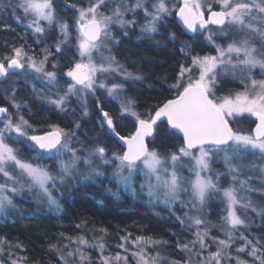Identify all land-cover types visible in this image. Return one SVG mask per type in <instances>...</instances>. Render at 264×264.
I'll return each instance as SVG.
<instances>
[{
    "label": "snow or ice",
    "instance_id": "obj_1",
    "mask_svg": "<svg viewBox=\"0 0 264 264\" xmlns=\"http://www.w3.org/2000/svg\"><path fill=\"white\" fill-rule=\"evenodd\" d=\"M71 7L77 12L72 30L76 33L73 55L78 59H69L66 70L60 73L70 78L66 87L61 89L58 65L53 62L52 70H49V60L55 59L53 52L62 55L69 45L72 30L68 20L58 15L53 0H0V11L11 10L17 22L27 20L25 27L34 36L43 37L54 27L59 30L54 45L42 49L39 59L35 54L30 56L23 45L13 48L10 55L0 59V93L14 109L12 113L9 107L0 106V179L3 180L0 182V215L7 218L10 209L22 211L14 203V196L24 193H31L40 207L47 204L49 208L60 211L61 205L53 194L57 183L63 185L66 180L75 178L85 181L107 179L117 187L116 191L105 188L113 198L120 199L121 193L133 198L146 194L150 205H165L182 229L187 227L193 238L183 242L178 239L175 244L181 253L186 254L182 264H249L244 256L251 258V264H264V235L252 234L253 221L247 216L251 209L264 223V203L250 198L253 192L264 194V0H177L171 7L167 0H87L83 7L75 4ZM138 10L144 13V23L137 39L151 40L158 35L159 26L173 11L193 33L208 31L211 25L217 26L206 36L209 44L214 46L215 55H194L189 66L181 64L174 81L166 88L174 95L156 105L154 113L136 111L135 100L124 95L127 91L125 84L142 82L144 75L128 71L112 55V46L120 43L112 28L116 25L121 30L135 28L139 23L135 19ZM17 12H22V15H16ZM129 13L133 15L132 19L127 18ZM127 34V31L123 32L125 37ZM169 39L174 40L175 34H170ZM216 39L227 43L217 44ZM181 51L185 49L181 48ZM17 69H28L30 72L22 74L32 75L46 86L56 87L55 98L42 96L34 86L33 93L61 112L66 110L70 96L103 89L108 97L119 101L120 118L132 117L135 120L134 131L121 135L117 131V117L97 105L99 127L117 141H122L126 150L122 154L114 152L111 158H107L106 148L96 145L81 157L76 149L70 148L73 132L58 124L48 125V130L35 128L22 114L27 103L16 99V81L8 80ZM120 77L125 82H114ZM229 77L239 81L241 90L229 89L217 95ZM109 78L113 82H106ZM5 81L8 87L2 86ZM82 114L88 115L86 106ZM245 114L256 118L255 128L248 133L234 130L230 121ZM162 118L170 130L182 134L179 147L166 154L150 149L145 142L146 137H154L157 122ZM79 126L77 123L76 127ZM39 131L42 134H29ZM9 140L13 144H23L29 152L36 153L37 158L45 154L59 156L63 150L69 151L71 157L68 161H60L58 172L53 174L47 167L21 156L24 148L13 147ZM194 151H198V155ZM93 157L99 164L94 163ZM214 157L222 160L226 175L231 177L232 183L226 188L219 186L221 174L213 173L211 168ZM184 158L194 161L191 170L195 179L181 175V169L185 167L181 163ZM81 161L85 165L84 170L79 167ZM113 161L118 163L110 174L101 170L102 166L111 165ZM137 173L143 176L139 185L134 181ZM257 183L260 188L253 186ZM185 184L190 185V192ZM182 192H189V202L180 201ZM220 193L226 203V215L222 217L220 226L223 238L211 236L209 223L202 217L206 200L212 194ZM177 201L182 205L190 204L189 211L183 216L171 212ZM238 208L243 210V218ZM189 212L196 214L190 215ZM82 223L84 226L87 224L86 221ZM93 231L101 235H94L91 240L87 235H62L61 239L67 240L66 244H51L50 249L59 255V264H90L86 249L98 250L100 264H129L128 256L121 255L119 251L115 256L104 255L110 247L105 243L107 229ZM119 240L117 247L125 253L131 251L135 264H181V261L168 260L160 252L152 255L147 250L150 246L170 247L163 239L152 236L133 238L126 233ZM5 243L6 238L0 237V264H5ZM129 244L135 251L127 247ZM212 245H215V251L210 250ZM16 247L21 246L17 244ZM6 255L7 264H26V257L11 252ZM193 257H196L195 262Z\"/></svg>",
    "mask_w": 264,
    "mask_h": 264
},
{
    "label": "trees",
    "instance_id": "obj_2",
    "mask_svg": "<svg viewBox=\"0 0 264 264\" xmlns=\"http://www.w3.org/2000/svg\"><path fill=\"white\" fill-rule=\"evenodd\" d=\"M55 7L59 9L58 4ZM173 33L175 39H169V35ZM161 38L159 44L150 41L151 44H148L145 40L129 47L131 59L138 64L145 77L142 82H137L131 88L136 110L140 113L148 111L154 113L156 105L174 95V92L166 90L167 85L174 81L180 65L188 64L186 53L182 52L181 48L193 54L212 53L211 46L203 42L201 36L187 34L181 25L175 22L172 23L169 32L162 28ZM21 45L27 51H34L33 48L40 45L42 48L47 47L45 42L36 43L31 31L16 21L11 10L0 11V59L10 55L9 52L13 48ZM57 64L61 73L68 66L66 58L61 55L57 59ZM8 80L16 81V99L27 103V107L22 109V114L34 127L47 130L50 124L59 123L64 126L66 118H63L53 106L42 103L43 101L33 93L30 83L25 82L17 72L9 76ZM2 86L8 87L7 81ZM10 93L11 89L9 95ZM0 106L9 107V111L14 110L3 93H0ZM92 108L93 115L96 108ZM110 114L117 117V131L121 135H128L134 131V124L126 118H120L116 110H111ZM95 115L96 113L92 118ZM110 138L116 147H121L117 139L112 136ZM110 138H105L104 142L111 143L108 141ZM181 143L182 137L174 130H170L165 120L157 123L155 135L149 141L150 147L161 153L175 150ZM84 221L87 222L86 226L82 223ZM77 225L81 227L78 228ZM100 228L107 229L108 241L119 237L120 232L163 239L170 245L166 249L171 256H177L176 241L179 239L182 242L186 236L176 219L157 215L140 202L130 205L126 201H117L103 194L100 189L82 185L75 187L69 197L62 199V212L59 215L40 212L28 217L0 220V237L6 238L8 244H19L21 246L19 249L29 264H59V255L50 249L51 244L59 243L62 235L76 236L84 230Z\"/></svg>",
    "mask_w": 264,
    "mask_h": 264
},
{
    "label": "rangeland",
    "instance_id": "obj_3",
    "mask_svg": "<svg viewBox=\"0 0 264 264\" xmlns=\"http://www.w3.org/2000/svg\"><path fill=\"white\" fill-rule=\"evenodd\" d=\"M53 2H54V7L57 4L59 5L58 10L55 7L58 15L61 18L68 20L69 28H70V30H72L73 29V21L77 15V12L71 7V5L75 4L77 6L83 7V6H85L87 0H83V2H82V0H69V1L68 0H53ZM131 2H134V0H131ZM167 2H168L169 7H171L172 4L177 3V0H167ZM110 7H112V6L110 5ZM216 10H218V8ZM16 15H22V12H17ZM127 18L132 19L133 15L131 13H129ZM135 19H137L139 21V23L133 29L125 28V29L121 30L118 25H116L112 28L113 35L116 36L117 38H119V40H120L119 44L112 46V55H114L120 63L124 64L128 71L141 73L138 64L133 59H131L130 53H128L129 47L134 46V45L138 44L139 42L145 41V40H146L145 42L148 44H151L150 42H152L154 44H159V39H162L161 38L162 37V28L165 29V32H169V28H171V25L173 22L178 23L179 25H181V24H180L179 18L175 15V11H173L172 15L166 16L164 18L163 22L159 26V34L158 35H154L151 40L143 39V38L137 39V37L141 35L140 26L144 23V13L142 10L137 11ZM20 23H22L25 26L27 24V20H24ZM216 28H217V26L211 25V26H209L208 31H215ZM124 31H127V33H128L126 37L123 35ZM208 31L204 30L202 32V34H196L193 36H196V37L201 36L203 42H205L207 45L211 46V48H212V53H206V54L207 55H215L214 46L210 45L206 39V36L208 35ZM31 33H32V31H31ZM58 37H59V30H58V28H55V27L46 31L45 34L43 35V37L34 36L37 44H40L41 42H45L47 44V47H49V46L52 47L55 43L56 38H58ZM75 37H76V33L74 30H72V35H71L69 45L64 48L63 53L61 55L64 58H66L67 62L69 59H78V57H74V55H73L75 53V47H74V45L76 43ZM216 43L217 44H226L227 41H225L223 39H216ZM40 46H36L35 48H33L34 51H30V50L27 51L26 49L25 50L28 52V54L30 56L35 54L37 59H39L40 56L42 55L41 50L46 48V47L42 48ZM11 52H12V50H11ZM11 52H9V54H11ZM185 53H186L185 56L188 59V64L187 65L184 64L186 67L191 64V56L206 55V54H193L189 50H185ZM53 55H54L55 59L50 58L49 70H52L51 64L53 62L57 63V59H59V56H60V55L55 54V52H53ZM57 65L59 66V64H57ZM15 72H17L18 75L22 79H24L25 82L30 83L32 89L34 86L36 89L40 90V93L42 96L51 95L53 98H55L56 93L58 91V89L56 87L46 86L42 81L34 79L32 75L22 74L25 72H30V70H28V69H25V70L17 69V70H15ZM60 73L61 72L58 71L59 85H60L61 89H63L64 87H66L67 83L70 82V78L63 77L62 75H60ZM101 79H105V77H101ZM106 82L111 83L113 81L109 78L106 80ZM114 82L123 83L125 81H124L123 77H120L119 79H117ZM137 82H139V81L127 82L125 84L127 91L124 95L126 97H130L134 100V98L132 97L133 90H131V88ZM229 89H232L234 91L235 90H241V85L239 84V81L238 80H232L231 77L227 78L223 82V88H221V90L218 91L217 95L224 94ZM61 94H62V92H61ZM37 97L39 100L43 101L42 103L47 104V102L45 100L41 99L40 96H37ZM98 104L103 106L104 110H106V111L110 112L111 110H116L119 113V101L108 97L107 93L103 89H97V91L95 93L85 92V93H79L77 95L70 96L68 101H67V104H66V110L64 112L59 111L58 109H56L53 106L57 111H59L61 113V116L63 118L64 117L66 118V121L64 122V126L60 125L59 123H58V125L61 128H64L65 130L74 133V135L70 138V141H69L70 148L76 149L77 155H79L81 157L85 156L96 145H101V146H104L106 148L107 158H111L112 154L114 152L122 154V152L125 151L124 147H119V148L116 147L114 145V142L110 138L111 134L107 131L102 130L99 127V120H98L99 110L97 108ZM47 105H49V104H47ZM84 106H86L88 109V115L87 116L82 114ZM92 107L96 108V111L93 112V115L95 113H96V115L93 118H92L93 115L91 112V111H93ZM9 112L14 113V110L9 111ZM123 118H126L127 120H129V122H131V124H135L134 118H132V117H123ZM255 120H256L255 117H252L248 114H245L244 116L237 117L235 120L230 121V123L232 124V127L234 128V130H240V131H243L245 133H248L252 129L255 128ZM77 123L80 125L79 128L76 127ZM0 127H2V125H0ZM35 128L39 129L38 127H35ZM47 130H48V128H47ZM29 134L30 135L31 134H42V132H36V133L30 132ZM105 138H110V140H108V141H111V143H106V141L104 142ZM151 139H153V137H146L145 141H146V144L148 145V147L150 149H153L149 145V141H151ZM8 142L10 144H12L13 147L24 148L23 144H13L11 140H9ZM108 144H111V145H108ZM177 147H179V146H177ZM172 151H175V150H172ZM169 152H171V151H169ZM161 154H166V153H161ZM194 154L198 155V151H194ZM21 156L26 157L27 159L31 160L34 164H40L42 166L47 167L50 172L55 174L59 170V162L60 161H68L71 157V153L67 150H63L61 155H59V156H56L55 154H45L42 157L37 158L36 153L29 152L26 148H24V151L21 153ZM92 159H93L95 164H99V161L95 157H93ZM117 163H118V161H113V163L111 165L102 166L101 170L104 171L106 174H110ZM181 163L185 166L184 168L181 169V175L183 177H186V178L195 179V174L191 170L193 165H194V161H190L188 158H184ZM79 167L81 170L85 169V165L83 164L82 161L80 162ZM211 168L213 170V173H220L221 174L220 179H219V186L221 188H226L232 183L231 177L226 175V168H225L222 160L214 157L213 162L211 164ZM202 175H206V174L202 173ZM142 180H143V176L141 174L137 173L134 176V181H135L136 185H139ZM0 182H3V180L0 179ZM82 185H87L89 188H93V189H100L103 194L108 195L110 197H112V196L110 195V193L105 191V188H111L112 191L117 190L116 184L114 182L109 183V181L107 179H102V180H98V181H85V180L80 179V178L68 179L65 181V183L63 185H60L59 183H57V190L53 193L54 196L56 197V199L58 200L59 204L61 205L60 211H57L55 208H49L47 206V204H44L42 207H40V205L37 204V202L35 201V198L32 196L31 193L16 194L14 196V203L17 205L18 209H20L22 211L10 209L8 211L7 218L0 215V220H6V219L11 220L14 218H23V217L35 215L36 213H40V212H50V213H54L56 215H59L62 212V199L64 197H69L71 191L75 187L82 186ZM253 186L256 188L261 187V185H259L258 183L254 184ZM184 187L188 188L189 192H190V185L189 184H185ZM137 190L139 191V189H137ZM189 192H182L180 195V201L189 202L191 200V196L189 195ZM250 198L254 202L264 203V194H261L260 192L251 193ZM115 200L126 201L130 205L134 204L135 202H140L145 207H147L150 211H152L156 214L159 213V215H161V216H167L169 218L175 219V217L170 214V211L168 210V208L165 205H163V204H156L155 206L150 205L148 203V197L146 194L143 196H140L138 198H133L131 195L121 193V198L115 199ZM225 207H226V203L224 201L222 193L212 194L210 196V198L208 200H206L205 205L203 206L202 217L209 223L211 236H220L221 238H223L220 226L223 224L222 217L226 215ZM37 208H40V210L35 211ZM189 208H190L189 203L182 205L179 201H177L172 206L171 212H174L176 215L183 216L185 212L189 211ZM238 212H240L242 214V218H243V210L238 208ZM189 214L195 215L196 213L189 212ZM247 216L250 217L251 220L253 221L252 226H251L252 234L257 235V236L264 235V223L261 222L260 217L257 216L255 213H253L251 211V209H249L247 211ZM183 229H184L185 234H186L183 241L191 240L193 238L192 233L187 230L186 226ZM192 231H195V228H193ZM241 231H243V228H241ZM120 234H121L120 236H123L126 233L120 232ZM79 235H87L89 237V239L91 240L92 236H94V235L99 236V235H101V233H99L98 231H93V230L87 229V230H84ZM76 236H78V235H76ZM131 236L134 238L135 236H139V235L131 234ZM65 237H75V236H65ZM119 237L111 239L110 241L107 240V236L105 237V243L108 244L110 247L104 253V255L115 256V254L119 251L121 253V255H127L128 256L129 264H135V259L132 257L131 251H129L128 253H125L123 249H120L117 247V245L120 243ZM66 243H67V240H63V239L59 242V244H66ZM8 245H9L8 243H5L3 245L4 253H5V256H4L5 264H7V260H8L6 253L11 252V253H15L16 256L25 257L24 254H22L21 250L19 249L20 247L17 248L16 245H11V244L10 245L12 247H9ZM237 246H239V245H237ZM127 247H129L132 251H135V248L133 246H131L130 244L127 245ZM147 250L152 255H155L156 252H160L161 255L166 256L168 260L181 261V264L183 262V259L186 256L185 253H181L178 249H177L178 250L177 256H171L168 253L166 247L153 248L150 246ZM210 250L215 251V245H212ZM234 251H235V249H233V252ZM205 254H207V253H205ZM86 255L89 257L90 264H100L98 250L86 249ZM243 258L248 259L249 264H251V258L250 257L244 256ZM195 260H196V257H193L194 262H195ZM26 264H29V263L26 261Z\"/></svg>",
    "mask_w": 264,
    "mask_h": 264
},
{
    "label": "water",
    "instance_id": "obj_4",
    "mask_svg": "<svg viewBox=\"0 0 264 264\" xmlns=\"http://www.w3.org/2000/svg\"><path fill=\"white\" fill-rule=\"evenodd\" d=\"M180 21V20H179ZM180 24H181V27H182V29L186 32V33H188V34H191V35H196V34H202V32L204 31V30H198L197 32H195V33H193V32H191L190 30H187L186 29V27L183 25V23L180 21ZM162 120H164L163 118H162ZM166 121V120H165ZM159 122V121H158ZM175 132H177V130H174ZM178 133V132H177ZM179 134V133H178ZM181 137H182V134H179ZM120 142V144L121 145H123L125 148H126V146L123 144V142L122 141H119ZM146 142V141H145Z\"/></svg>",
    "mask_w": 264,
    "mask_h": 264
},
{
    "label": "bare ground",
    "instance_id": "obj_5",
    "mask_svg": "<svg viewBox=\"0 0 264 264\" xmlns=\"http://www.w3.org/2000/svg\"><path fill=\"white\" fill-rule=\"evenodd\" d=\"M188 34V33H187ZM189 35H191V34H189ZM191 36H193V35H191ZM121 145V144H120ZM121 147H124L123 145H121ZM124 149L126 150V148L124 147Z\"/></svg>",
    "mask_w": 264,
    "mask_h": 264
}]
</instances>
